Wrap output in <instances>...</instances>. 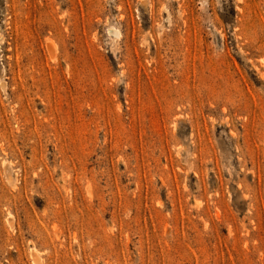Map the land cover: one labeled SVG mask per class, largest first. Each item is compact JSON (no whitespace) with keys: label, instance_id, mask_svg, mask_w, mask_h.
<instances>
[{"label":"rangeland","instance_id":"1","mask_svg":"<svg viewBox=\"0 0 264 264\" xmlns=\"http://www.w3.org/2000/svg\"><path fill=\"white\" fill-rule=\"evenodd\" d=\"M0 264H264V0H0Z\"/></svg>","mask_w":264,"mask_h":264}]
</instances>
